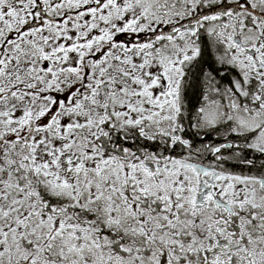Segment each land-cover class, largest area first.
Wrapping results in <instances>:
<instances>
[{"label":"snow or ice","instance_id":"1","mask_svg":"<svg viewBox=\"0 0 264 264\" xmlns=\"http://www.w3.org/2000/svg\"><path fill=\"white\" fill-rule=\"evenodd\" d=\"M0 264H264V0H0Z\"/></svg>","mask_w":264,"mask_h":264}]
</instances>
